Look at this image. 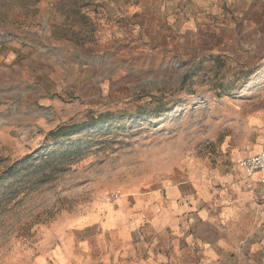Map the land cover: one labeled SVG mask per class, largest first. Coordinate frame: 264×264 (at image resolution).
Wrapping results in <instances>:
<instances>
[{"label": "rangeland", "instance_id": "obj_1", "mask_svg": "<svg viewBox=\"0 0 264 264\" xmlns=\"http://www.w3.org/2000/svg\"><path fill=\"white\" fill-rule=\"evenodd\" d=\"M260 136L264 0H0V264H147L136 199L232 195Z\"/></svg>", "mask_w": 264, "mask_h": 264}, {"label": "crops", "instance_id": "obj_2", "mask_svg": "<svg viewBox=\"0 0 264 264\" xmlns=\"http://www.w3.org/2000/svg\"><path fill=\"white\" fill-rule=\"evenodd\" d=\"M263 146L264 136H260L250 155L237 150L234 157L240 161L257 154ZM237 173L238 179L228 173L223 176L232 195L220 196V200L212 195L209 183L196 181L194 176L168 185L164 195L151 196L148 204L136 199L140 210L131 217L129 227L139 229L144 218L142 209L149 213L150 208L151 217L144 224L151 239L150 247L145 248L147 264H190L183 260L195 251L198 264H242L243 254L264 247V230L260 233L262 238L258 237V228H264V172L248 178L237 167ZM258 197H262V204L255 203ZM113 218L112 212H107L103 225H113ZM162 242L164 246L160 245Z\"/></svg>", "mask_w": 264, "mask_h": 264}, {"label": "built area", "instance_id": "obj_3", "mask_svg": "<svg viewBox=\"0 0 264 264\" xmlns=\"http://www.w3.org/2000/svg\"><path fill=\"white\" fill-rule=\"evenodd\" d=\"M238 166L243 169L245 175L251 178L256 172H264V146L262 149L252 156L246 157L238 162ZM263 192H264V177L262 179ZM251 183L247 184V187H251Z\"/></svg>", "mask_w": 264, "mask_h": 264}, {"label": "trees", "instance_id": "obj_4", "mask_svg": "<svg viewBox=\"0 0 264 264\" xmlns=\"http://www.w3.org/2000/svg\"><path fill=\"white\" fill-rule=\"evenodd\" d=\"M66 130V127H59L55 132H53L52 134H59L62 133Z\"/></svg>", "mask_w": 264, "mask_h": 264}, {"label": "bare ground", "instance_id": "obj_5", "mask_svg": "<svg viewBox=\"0 0 264 264\" xmlns=\"http://www.w3.org/2000/svg\"><path fill=\"white\" fill-rule=\"evenodd\" d=\"M251 151V150H250Z\"/></svg>", "mask_w": 264, "mask_h": 264}]
</instances>
